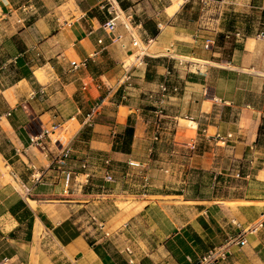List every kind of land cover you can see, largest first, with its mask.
Instances as JSON below:
<instances>
[{"label": "crops", "instance_id": "0c3cea01", "mask_svg": "<svg viewBox=\"0 0 264 264\" xmlns=\"http://www.w3.org/2000/svg\"><path fill=\"white\" fill-rule=\"evenodd\" d=\"M259 32L264 0H0V264H200L229 238L212 264H264ZM236 179L260 190L220 197Z\"/></svg>", "mask_w": 264, "mask_h": 264}, {"label": "built area", "instance_id": "2783aa9c", "mask_svg": "<svg viewBox=\"0 0 264 264\" xmlns=\"http://www.w3.org/2000/svg\"><path fill=\"white\" fill-rule=\"evenodd\" d=\"M101 29L107 35L112 34L114 32V30L116 29V17L103 22L101 24ZM256 39H258V40L264 39V33L259 32L256 35ZM98 43H100V41H98ZM134 46H137V43H134ZM177 93H178V87L175 86V87L169 88V87H167L166 83H163L159 88V95L161 96V98L167 97L169 94H177ZM157 112H159V110ZM155 126H157V125L155 124ZM216 138H220V137L217 136ZM154 141H157V136L154 137ZM69 156H70V149L68 147H66L54 160V165L63 174V180H64V184L66 186L69 184V182L72 178V174L69 170H65V169L63 170V167L65 166L66 161L69 159ZM105 165L108 166L109 162L108 161L105 162ZM129 166L137 167V165L133 164V163H129ZM111 183H113V178H112L111 174L108 171H106L105 176L103 178V184L100 187L101 190H104L105 184H111ZM92 222L95 224L97 230L103 232L104 223L97 222L95 219H92ZM263 224H264V221H259L253 227L248 228L246 230V232H251V233L255 232L257 229L263 227ZM104 236L107 237L108 235L106 233H104ZM233 244L243 246L245 244V241L241 240L239 238L227 239L223 245L224 246L223 249H219V250H215V251L207 253L204 257H202L200 264H212V263L216 262L217 260H223L226 256L224 250ZM127 252L129 253V251H127Z\"/></svg>", "mask_w": 264, "mask_h": 264}, {"label": "rangeland", "instance_id": "374dc122", "mask_svg": "<svg viewBox=\"0 0 264 264\" xmlns=\"http://www.w3.org/2000/svg\"><path fill=\"white\" fill-rule=\"evenodd\" d=\"M132 1H135V0H123V2L124 3H131ZM218 43H219V45L220 46H222V47H224V49L223 50H221L222 51V59H226V57H227V55H226V51H227V49H229V46L226 44V42L223 40V39H221V38H219L218 39ZM190 66H193L194 65V62H191L190 64H189ZM194 67H191V71H193V72H191L192 74L194 73ZM225 73V74H224ZM224 73H218L217 75L218 76H220V77H226V72H224ZM191 74V75H192ZM239 82L241 81L242 82V79H239L238 80ZM155 124L157 125V126H155V131H158L157 130V128L159 127V121H158V118L155 120ZM161 127V126H160ZM262 139H263V141H262ZM158 142V141H157ZM262 142L264 143V138H262V136L260 137V144H262ZM165 144H168V142H162V145L163 146H165ZM219 145V144H218ZM220 146V145H219ZM220 158H221V156H220ZM243 171L246 173V169H242L241 167H240V175H242V173H243ZM220 177V176H219ZM236 181H237V183H229V184H227V183H223V182H221L220 183V187H219V191H220V197L221 196H223V197H226V192H227V190H228V188H231L232 186H235L236 187V190L237 191H242L243 189H246L247 191H248V193L249 194H253V193H255L256 191H258V190H260L257 186H255V185H251V186H248L247 185V183H245V182H241L239 179H236ZM249 184V183H248Z\"/></svg>", "mask_w": 264, "mask_h": 264}, {"label": "bare ground", "instance_id": "6f19581e", "mask_svg": "<svg viewBox=\"0 0 264 264\" xmlns=\"http://www.w3.org/2000/svg\"><path fill=\"white\" fill-rule=\"evenodd\" d=\"M175 7L177 6L175 5L171 10H169V13H171L175 9Z\"/></svg>", "mask_w": 264, "mask_h": 264}, {"label": "trees", "instance_id": "16d2710c", "mask_svg": "<svg viewBox=\"0 0 264 264\" xmlns=\"http://www.w3.org/2000/svg\"><path fill=\"white\" fill-rule=\"evenodd\" d=\"M156 33V31H151V34L154 35Z\"/></svg>", "mask_w": 264, "mask_h": 264}]
</instances>
